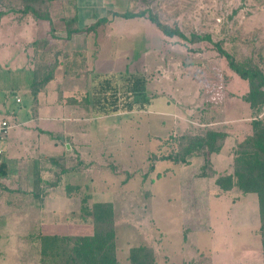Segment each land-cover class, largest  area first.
<instances>
[{"label":"rangeland","instance_id":"obj_1","mask_svg":"<svg viewBox=\"0 0 264 264\" xmlns=\"http://www.w3.org/2000/svg\"><path fill=\"white\" fill-rule=\"evenodd\" d=\"M23 4L0 0V13L33 17L22 12ZM32 5L48 16L40 32L37 25L39 34H87L88 55L94 58L103 55L98 52L103 38L114 66L104 74L94 72L91 81L81 79L74 91L80 104L89 106L88 115L75 122L93 135L83 161L79 152L65 156L42 185L47 191L62 172L61 193L53 199L12 197L5 184L15 183L16 168L8 179L0 178V264H79L67 256L42 255L41 238H64L61 246L70 249L76 238L109 231L115 264H132L133 255L144 264H263L256 195L237 188L224 192L215 181L232 174L239 145L253 134L251 123L264 125V105L258 111L245 102L247 82L214 45L264 77V0H40ZM124 13L144 15L124 19L119 16ZM148 15L185 39L165 35ZM204 35L211 41H190ZM85 56L78 59L82 68ZM8 102L10 109L19 106L14 94ZM16 132L10 128L0 140V162L14 151ZM213 132L228 137L214 140V147L226 148L221 158L206 146L195 147ZM63 196L69 198L65 209ZM95 204L109 213L103 215L106 222L94 219Z\"/></svg>","mask_w":264,"mask_h":264},{"label":"crops","instance_id":"obj_2","mask_svg":"<svg viewBox=\"0 0 264 264\" xmlns=\"http://www.w3.org/2000/svg\"><path fill=\"white\" fill-rule=\"evenodd\" d=\"M11 11L0 15V72H7L0 76V117L10 122L18 139L13 143L14 151L5 153L0 162L5 166L0 178L8 179L10 170L16 168L11 175L15 183L11 180L7 182L9 185L5 184V189L13 193L12 197L22 193L25 197L53 199L64 189L63 184L60 185L64 179L62 172L56 175L47 191L42 185L54 176L56 166L63 163L65 156L79 152L83 161L85 150L90 147V135H93V130L80 128L81 123L75 122L77 116L89 111L88 105L86 108L80 104L79 92H74L78 91L77 84L84 78L91 81L94 72H109L114 62L105 56L103 38L98 51L103 55L94 58L91 52L88 55L87 34L83 37L80 34H39L37 25L40 32L44 20ZM80 54L86 55L84 68L78 60ZM9 94H14V102L19 104L17 109H10ZM84 97L88 102V96L84 94ZM0 149L2 155L4 149L1 146ZM225 154L223 146L215 157ZM72 190L77 191V185ZM62 198L61 207L65 209L69 198Z\"/></svg>","mask_w":264,"mask_h":264},{"label":"trees","instance_id":"obj_3","mask_svg":"<svg viewBox=\"0 0 264 264\" xmlns=\"http://www.w3.org/2000/svg\"><path fill=\"white\" fill-rule=\"evenodd\" d=\"M40 0H23L24 6L23 13H31L36 19H47L46 13H37L32 5V2ZM2 15V13H0ZM143 13L132 14L124 13L119 15L124 19H133L142 17ZM151 22L156 23L162 32L167 36L177 35L180 38L185 37L176 30L170 29L167 26L161 25L157 20L148 15ZM104 20H98L97 23ZM71 31H69L70 33ZM211 41L208 35L204 36H191L190 41ZM216 51L223 56L228 63L229 68L234 71L242 80L247 82L248 93L244 97L250 108L260 111L264 105V77L252 65L247 62L238 63L231 55L226 53L215 44ZM136 84V83H135ZM138 85V84H137ZM136 85V86H137ZM253 134L243 140L239 145V150L235 153L233 164V172L224 177L216 179L215 183L222 191H229L237 188L242 193H253L257 197V208L259 219L261 222V229L264 228V125L261 121H253L251 123ZM204 140L197 142L196 148L206 146L211 152L217 153L219 147H214L213 143L215 138H224V135L217 133H207ZM190 151V150H188ZM4 164H0V176L4 175ZM95 212H93L96 221L106 222L104 219L109 215L107 211H101V204H95ZM103 213V214H102ZM103 215H106L105 217ZM113 234L111 231L104 234H94L93 236H84L76 238L72 247L67 249L62 247L65 239L58 237L44 236L40 240L41 254L44 256H51L58 259L62 256H67L73 262L78 261L79 264H115L114 256L111 254L113 249L112 244ZM263 247V264H264V238L262 240ZM77 264V263H75ZM132 264H144L143 260L137 259L136 255L132 256Z\"/></svg>","mask_w":264,"mask_h":264},{"label":"built area","instance_id":"obj_4","mask_svg":"<svg viewBox=\"0 0 264 264\" xmlns=\"http://www.w3.org/2000/svg\"><path fill=\"white\" fill-rule=\"evenodd\" d=\"M10 123L7 119L0 117V140H2L10 129ZM1 153V149H0Z\"/></svg>","mask_w":264,"mask_h":264}]
</instances>
